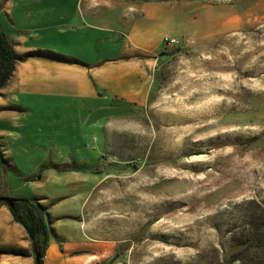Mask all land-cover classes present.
I'll use <instances>...</instances> for the list:
<instances>
[{"label": "rangeland", "instance_id": "374dc122", "mask_svg": "<svg viewBox=\"0 0 264 264\" xmlns=\"http://www.w3.org/2000/svg\"><path fill=\"white\" fill-rule=\"evenodd\" d=\"M81 1L113 11L122 39L138 18L132 49L162 45L145 101L113 97L110 116L66 124L46 144L86 169L58 171L46 203L78 197L102 264H243L246 228L264 208V0ZM11 170L0 145V196L15 197ZM2 224L0 264H14L27 252L13 221Z\"/></svg>", "mask_w": 264, "mask_h": 264}, {"label": "crops", "instance_id": "0c3cea01", "mask_svg": "<svg viewBox=\"0 0 264 264\" xmlns=\"http://www.w3.org/2000/svg\"><path fill=\"white\" fill-rule=\"evenodd\" d=\"M90 5L94 4L81 0H0V23L18 55L41 49L91 65L31 57L17 63L13 76L0 90V145H6L13 165L8 172L10 193L18 198L48 197L41 198L51 221L44 264H102L103 258V246L88 239L94 223L81 221L77 196L46 203L56 196L45 183L56 187L58 171L68 172V176L60 174L62 177L80 171L63 170L64 165L82 167L78 162L71 164V159L58 163L49 156V145H57V134L66 124L77 125L82 119L84 125H90L110 116L113 97L130 103L145 101L156 67L154 56L162 45L132 49V32L139 19L122 39L112 32L122 26L116 14L106 10L96 14L85 8ZM111 16L118 22L114 26H110ZM135 54L146 57L132 56ZM125 56L131 57L122 58ZM27 95L37 99L27 103ZM44 165L49 167L41 170ZM4 218L13 221L20 234L15 244L27 252L16 256L14 264H35L26 228L15 221L9 207L1 206V232Z\"/></svg>", "mask_w": 264, "mask_h": 264}, {"label": "trees", "instance_id": "16d2710c", "mask_svg": "<svg viewBox=\"0 0 264 264\" xmlns=\"http://www.w3.org/2000/svg\"><path fill=\"white\" fill-rule=\"evenodd\" d=\"M132 56L146 57V55L143 54H135ZM31 57L73 63L88 68L91 67L90 64L77 58L66 57L48 50L39 49L26 52L24 55H18L15 52L10 36L0 23V90L7 85L8 81L13 76L17 63ZM130 57L131 56H125L122 58L128 59ZM48 167L49 166L44 165L41 167V170ZM62 169L84 170L77 165H64ZM94 170L102 171L105 170V168L99 165ZM0 203L7 205L15 221L23 225L28 231L35 254V264H44L51 236V221L48 206L42 204L38 198H18L14 206H10L4 201H0ZM245 234V239L247 241L243 249L237 253L239 261H243V264H264V208L253 217L246 228Z\"/></svg>", "mask_w": 264, "mask_h": 264}, {"label": "water", "instance_id": "95a60500", "mask_svg": "<svg viewBox=\"0 0 264 264\" xmlns=\"http://www.w3.org/2000/svg\"><path fill=\"white\" fill-rule=\"evenodd\" d=\"M18 200L16 197H11L7 195L0 196V201L7 202L10 206H14L15 202Z\"/></svg>", "mask_w": 264, "mask_h": 264}, {"label": "built area", "instance_id": "2783aa9c", "mask_svg": "<svg viewBox=\"0 0 264 264\" xmlns=\"http://www.w3.org/2000/svg\"><path fill=\"white\" fill-rule=\"evenodd\" d=\"M165 41H167V43H177V39L175 38H169V37H166L165 38Z\"/></svg>", "mask_w": 264, "mask_h": 264}, {"label": "bare ground", "instance_id": "6f19581e", "mask_svg": "<svg viewBox=\"0 0 264 264\" xmlns=\"http://www.w3.org/2000/svg\"><path fill=\"white\" fill-rule=\"evenodd\" d=\"M155 186H156V185H155ZM151 187H152V186H151ZM153 187H154V186H153ZM153 187H152V188H153ZM147 189H148V188H147ZM149 189H150V188H149ZM137 196H138V195H137ZM153 208H154V207H153ZM152 210H153V209H152ZM155 211H156V210H155ZM153 217H154V216H153Z\"/></svg>", "mask_w": 264, "mask_h": 264}]
</instances>
